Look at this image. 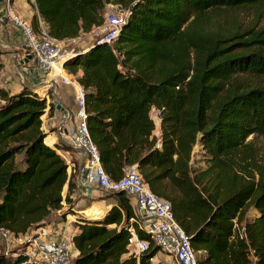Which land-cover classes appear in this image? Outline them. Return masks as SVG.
<instances>
[{
  "label": "trees",
  "instance_id": "trees-1",
  "mask_svg": "<svg viewBox=\"0 0 264 264\" xmlns=\"http://www.w3.org/2000/svg\"><path fill=\"white\" fill-rule=\"evenodd\" d=\"M108 4L129 11L116 54L95 39L63 66L78 74L104 170L118 180L137 166L170 203L198 264H264V151L256 143L264 138V0H34L58 40L100 26ZM236 11L255 18L239 24ZM29 22L36 30L37 16ZM46 110L51 116L53 102L29 88H0V230L13 236L62 220L64 209L75 215L87 194L74 161L67 173V148L47 143ZM196 155L203 167H194ZM107 193L114 204L101 218L76 215L71 264H149L158 252L151 242L138 260L127 248L130 226L149 240L134 222L133 200ZM0 264L33 263L0 248Z\"/></svg>",
  "mask_w": 264,
  "mask_h": 264
},
{
  "label": "built area",
  "instance_id": "built-area-1",
  "mask_svg": "<svg viewBox=\"0 0 264 264\" xmlns=\"http://www.w3.org/2000/svg\"><path fill=\"white\" fill-rule=\"evenodd\" d=\"M4 9L9 21L20 29L24 47L35 68L47 78L51 75L55 65L63 69L65 62L76 52L68 46L74 44L79 37L68 40L55 39L50 35L47 24L38 14L37 29L34 30L29 21L13 12L10 0H6ZM128 13V10H120L111 5L106 6L102 24L93 30L97 31L96 42L110 46L114 54H116L113 48L114 40ZM66 44L68 45L66 46ZM55 76H58L62 82H68L60 74L52 75L51 79L55 81ZM69 80L75 91L76 109L74 112L75 123L67 133V140L69 145L80 151L84 158L79 172V182L82 188L86 191L88 188H96L110 193L124 192L133 200L137 220L134 221L132 218L130 221H134L137 228L143 231L149 239L140 238L133 226L127 228L129 233L127 248L137 260L148 252L149 242H151L160 253L168 258L167 264H198L196 253L190 245L187 234L175 220L170 203L149 189L134 166L125 168L123 176L118 180L111 179L106 173L87 129L84 90L76 80ZM42 233L43 231L41 233L37 231L31 241L29 240V248L32 247V249L29 252H23L28 257V262L33 264H71L70 252L64 244L56 239L41 238ZM0 236L8 237L11 236V233L1 229ZM152 259L153 257L149 259V263L153 261Z\"/></svg>",
  "mask_w": 264,
  "mask_h": 264
},
{
  "label": "crops",
  "instance_id": "crops-1",
  "mask_svg": "<svg viewBox=\"0 0 264 264\" xmlns=\"http://www.w3.org/2000/svg\"><path fill=\"white\" fill-rule=\"evenodd\" d=\"M5 2L6 0H0V52L3 64L0 70V88L9 90L11 93H16L23 87L29 88L35 93L42 90L43 95L38 93L41 95L40 98H45L46 102H49L51 99L49 90L50 87H52L51 89L56 92V94L52 92V94H54L52 99H55L57 104L56 111H54L51 116L47 115L46 120L42 121L43 130L45 133L46 129L51 131L47 136L51 140V142H47L49 145L53 146L56 142H59L64 146H68L69 141L67 140V133L75 123L74 112L76 104L74 88L71 84L61 82H56L55 85L47 84V77L35 68L33 61L27 54L20 29L7 18L4 9ZM10 4L13 12L27 21H32L38 14L34 2H31V0H11ZM63 70L70 77H78V74H68L64 68ZM92 191L93 189L90 192L87 191L86 195L90 196ZM100 202L96 207L93 206L88 208V213L87 210L82 211L88 216H91L92 219L101 218L114 204V199L108 197ZM94 210H96V212L98 211V214H96ZM57 214L60 215V213ZM73 221L74 220L69 221L65 219L55 220L48 226L38 230V233L43 231L42 234H45H41V238H55L60 243L64 244L70 252L71 258L75 257L77 254L70 241L71 235L75 230L70 226L69 230H71V232H67V225L69 223L72 225ZM162 256L163 255L158 251L153 257V261L149 264H163Z\"/></svg>",
  "mask_w": 264,
  "mask_h": 264
},
{
  "label": "rangeland",
  "instance_id": "rangeland-1",
  "mask_svg": "<svg viewBox=\"0 0 264 264\" xmlns=\"http://www.w3.org/2000/svg\"><path fill=\"white\" fill-rule=\"evenodd\" d=\"M110 5L115 7V8L118 7L120 10H126V8L124 6L115 5V4H108L107 7L110 6ZM232 17L234 18V20L237 23L243 24V25L247 24L248 22H250L251 20H253L255 18L253 13L249 12V11H245V12L236 11L235 13L232 14ZM222 19L225 20V18H222ZM260 19H261V23H264V13H263V15H262V17ZM96 32L91 31L89 33H81L79 38L77 40H75L74 44H70L68 47L72 48L74 51H77V49H79L80 47L86 46V44H88V43L92 42L93 40H95L97 38L96 37V34H97ZM67 45L68 44H66V46ZM51 78H52L51 75L48 76V78H47L48 79V83L46 82L47 84L55 85L56 82L71 84L69 79L77 81V78H73V77L71 78L70 76L67 77L68 78L67 79L68 82H62L61 79L58 76H55V79H56L55 81H54V79H51ZM51 88L52 87H50V90H49L50 91V95H51V99H50L49 102H53V104H54L53 112H54V111H56V105L57 104L55 102V99H52L54 97L53 96L54 94H52V92L55 93V94H56V92L53 91ZM38 93L43 95V91L42 90H40ZM38 93H36V94H37L38 97H40L41 95L38 94ZM48 114H49V112H48V110H46V112L44 114L45 116L41 117V120L42 121L46 120V117H47ZM152 115H153V118H154V121H155L156 132H157L158 125H159V120L157 118V113L155 111H152ZM49 133H51V131L49 129H46V136H48ZM256 143L264 151V138H258L256 140ZM65 148H67V152L65 154L62 153V155H63V158H64L66 164L68 165L67 173L68 174L70 173L71 167H72V162L74 161L75 162L74 164H75V169H76V175H78L79 172H80V167H81V165L84 162L83 155H82V153L80 151H78V150L74 149L73 147H71L69 145V143H68V146H65ZM195 153H197V148L195 149ZM59 154H60V152H59ZM192 163L193 164L195 163L194 167H196V168L204 166V163L201 161V157H199L198 155L194 156V162H192ZM65 191H66V188L63 189L62 196L65 195ZM82 194L83 195L80 196V199L78 200V202L73 205V210H74L75 215L73 216V214L69 213L68 209L67 210L64 209L63 212H64L65 216H64L63 219L72 221V220L76 219V217H75L76 215L83 216L86 219H92L91 216H88L82 210L86 211L90 207H93V206L96 207L97 204H99L100 201L107 199L109 197V195H110L107 192H103L100 189H95V188H93L92 194H90V196L86 195L85 192H83V191H82ZM63 205L65 206L64 203H63ZM94 211L96 212V210H94ZM88 212H89V210H87V213ZM96 214H98V211L96 212ZM249 217L253 218V213L252 212L249 213ZM95 219H97V218H95ZM70 226H72V225L69 223L67 225V227H68V231L67 232H69V231L71 232V230H69ZM34 234H35V232L29 233V234L18 235V236H13V235L8 236V237L0 236V248L7 255L12 256V257L16 256V254L21 253V252H26V251L29 252L30 249H32V247L29 248V245H30L29 240L31 241V238H32V236ZM54 239L55 238H52V240H54ZM160 254H162V253H160ZM162 257H163V259H162L163 264H167L168 263V258L165 257V255H163Z\"/></svg>",
  "mask_w": 264,
  "mask_h": 264
},
{
  "label": "bare ground",
  "instance_id": "bare-ground-1",
  "mask_svg": "<svg viewBox=\"0 0 264 264\" xmlns=\"http://www.w3.org/2000/svg\"><path fill=\"white\" fill-rule=\"evenodd\" d=\"M60 74L61 76L65 77L66 79H68L67 77H69L62 68H60L58 65H55L51 71V76L52 75H58Z\"/></svg>",
  "mask_w": 264,
  "mask_h": 264
},
{
  "label": "water",
  "instance_id": "water-1",
  "mask_svg": "<svg viewBox=\"0 0 264 264\" xmlns=\"http://www.w3.org/2000/svg\"><path fill=\"white\" fill-rule=\"evenodd\" d=\"M29 58H30V56H29ZM134 167H135L136 170L138 169L137 166H134ZM137 171H138V170H137ZM91 190H92V188H88V189H87L88 192H90Z\"/></svg>",
  "mask_w": 264,
  "mask_h": 264
}]
</instances>
